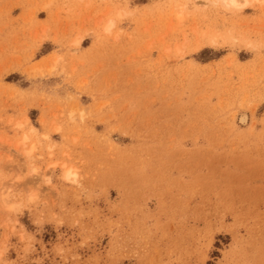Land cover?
<instances>
[{
	"label": "rangeland",
	"instance_id": "374dc122",
	"mask_svg": "<svg viewBox=\"0 0 264 264\" xmlns=\"http://www.w3.org/2000/svg\"><path fill=\"white\" fill-rule=\"evenodd\" d=\"M237 1L0 0V264H264V0Z\"/></svg>",
	"mask_w": 264,
	"mask_h": 264
},
{
	"label": "bare ground",
	"instance_id": "6f19581e",
	"mask_svg": "<svg viewBox=\"0 0 264 264\" xmlns=\"http://www.w3.org/2000/svg\"><path fill=\"white\" fill-rule=\"evenodd\" d=\"M223 2L231 8H237L239 6V3L237 0H223ZM72 176V173H68V175H66V177H68L67 179H69ZM49 181V180H48ZM5 200V199H4Z\"/></svg>",
	"mask_w": 264,
	"mask_h": 264
}]
</instances>
